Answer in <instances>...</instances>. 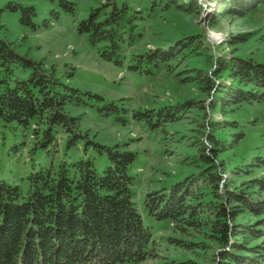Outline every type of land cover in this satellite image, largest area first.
Returning a JSON list of instances; mask_svg holds the SVG:
<instances>
[{
  "label": "trees",
  "instance_id": "16d2710c",
  "mask_svg": "<svg viewBox=\"0 0 264 264\" xmlns=\"http://www.w3.org/2000/svg\"><path fill=\"white\" fill-rule=\"evenodd\" d=\"M61 3L74 10L72 1ZM201 8L197 0H150L147 7L148 15L171 9L194 14ZM263 8L264 0H220L225 15L242 17ZM5 9L20 11L21 24L36 28L34 6L9 0L0 7V128L16 123L28 129L34 138L29 157L37 151L47 159L26 174L25 188L0 179V264H126L159 257L154 232L134 200L137 176L130 169L137 153L120 142L98 141L83 128L82 113L71 114L70 106L165 133L169 123L192 113L197 151L189 163L196 170L144 195L147 215L171 224L168 242L192 255L164 256L162 264H264V174L253 175L264 167V153L232 166L221 156L246 136L237 111L264 102V60L216 54L200 32L132 52L130 71H165L206 95L136 107L125 102L128 98L108 99L71 86L53 65L18 52L6 38ZM141 11L129 0H105L90 8L77 30L103 59L122 66L127 49L143 37ZM246 39L247 33L228 37L230 44ZM53 147L61 156L56 163ZM102 156L108 164L99 171L96 161Z\"/></svg>",
  "mask_w": 264,
  "mask_h": 264
},
{
  "label": "rangeland",
  "instance_id": "374dc122",
  "mask_svg": "<svg viewBox=\"0 0 264 264\" xmlns=\"http://www.w3.org/2000/svg\"><path fill=\"white\" fill-rule=\"evenodd\" d=\"M8 1L0 0V7ZM14 1L32 5L36 10L33 17L36 28L21 24L20 11L5 9L3 12L2 20L8 26L6 38L14 42L18 52L53 65L57 74L71 86L101 93L108 99L128 98L125 102L136 107H158L188 97L206 98V95L196 85L182 83L165 71L156 75L130 71L128 57L132 52H142L156 45L165 46L176 37L200 32L216 54L234 52L264 60V8L240 17L220 13V0H197L202 8L194 14L171 9L148 15L150 0H129L145 16L138 26L143 37L127 49V59L119 66L103 59L97 46L89 42L85 33L77 30L78 21L87 17L90 8L105 0H70L74 3L73 11L66 10L61 0ZM45 22H48L47 26ZM235 33H247V39L230 44L228 37ZM69 109L71 114L82 113L83 128L97 134L98 141L107 144L120 142L126 149L137 153L130 169V173L137 176L134 200L145 224L154 232L159 257L126 264H162L166 261L164 256H190L168 242L167 236L173 233L169 222L147 215L144 195L151 188L170 184L196 170L189 163L190 155L197 151L192 144L197 132L190 129L196 127V121L191 117L193 114L181 122L169 123L165 133L138 121L127 125L117 123L92 108L70 106ZM236 118L244 122L246 136L236 148L221 155L229 166L250 162L256 153H264V102L241 107ZM27 130L16 123L4 124L0 128V179L19 183L24 188L26 174L38 169L47 159L37 151L29 157L34 138L27 135ZM50 152L55 163L58 162L60 153H56L54 147ZM80 154V151L74 153L75 157ZM107 164L104 156L96 161L99 171ZM262 174L264 167L256 168L253 173Z\"/></svg>",
  "mask_w": 264,
  "mask_h": 264
}]
</instances>
